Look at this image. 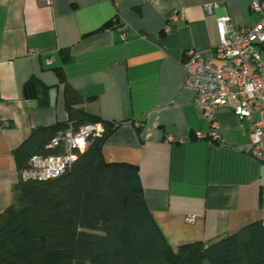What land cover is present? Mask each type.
Listing matches in <instances>:
<instances>
[{
	"label": "crops",
	"instance_id": "obj_1",
	"mask_svg": "<svg viewBox=\"0 0 264 264\" xmlns=\"http://www.w3.org/2000/svg\"><path fill=\"white\" fill-rule=\"evenodd\" d=\"M252 2L0 0V213L17 195L14 150L34 127L69 118L62 67L85 109L118 123L103 159L139 167L146 203L172 248L210 244L259 221L264 164L249 152L251 121L227 106L209 120L183 87L186 50L213 58L218 18L256 24L264 12ZM32 78L47 87L45 105L26 92Z\"/></svg>",
	"mask_w": 264,
	"mask_h": 264
},
{
	"label": "trees",
	"instance_id": "obj_2",
	"mask_svg": "<svg viewBox=\"0 0 264 264\" xmlns=\"http://www.w3.org/2000/svg\"><path fill=\"white\" fill-rule=\"evenodd\" d=\"M62 53L70 58L68 48ZM57 74L69 118L32 129L14 150L19 172L33 155L57 152L48 145L70 124L101 122L104 132L63 174L20 175L14 202L0 213V264H264L261 220L210 244L172 248L146 203L139 167L103 159L102 146L118 123L88 112L62 67ZM25 87L40 105L47 103L41 95L47 87L38 80Z\"/></svg>",
	"mask_w": 264,
	"mask_h": 264
},
{
	"label": "built area",
	"instance_id": "obj_3",
	"mask_svg": "<svg viewBox=\"0 0 264 264\" xmlns=\"http://www.w3.org/2000/svg\"><path fill=\"white\" fill-rule=\"evenodd\" d=\"M38 3L48 6L52 0H38ZM251 8L264 12V1L253 0ZM173 19L176 20V16ZM217 24L220 43L213 58L195 48L186 50L183 87L193 90L194 102L205 118L211 120L217 107L227 106L240 119L251 121L249 152L264 164V16L256 24L239 26L229 15H223ZM171 28L170 23L164 31L170 32ZM51 62L48 60V64ZM212 124L217 125L214 121ZM103 132L101 122L79 128L70 124L48 145L57 152L33 155L20 175L25 179L45 180L63 174L78 158L79 152L86 150ZM261 201L260 220L264 227V185ZM186 220L193 222L194 216Z\"/></svg>",
	"mask_w": 264,
	"mask_h": 264
}]
</instances>
